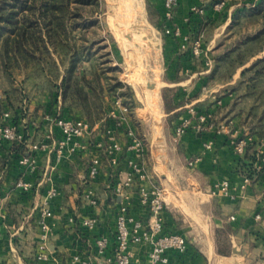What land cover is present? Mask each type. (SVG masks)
<instances>
[{
    "label": "crops",
    "instance_id": "crops-1",
    "mask_svg": "<svg viewBox=\"0 0 264 264\" xmlns=\"http://www.w3.org/2000/svg\"><path fill=\"white\" fill-rule=\"evenodd\" d=\"M213 1L216 0H178L174 9L170 23L188 36V46L193 38L198 37L201 41L203 54L194 58L180 49V38H172L163 32L162 0H145L163 32L159 37L163 59L160 88L166 115H172L176 124L188 115L187 107L192 105L196 109H209L216 122L231 119L233 125L223 133L202 135L186 131L175 139L173 153L169 155L162 147L158 155L149 147L143 165L145 177L136 180L125 192L131 211L142 216L144 210L136 206L138 186L164 188L167 201L162 213L164 229L182 233L188 240L184 254L168 253L174 264H264V177L254 174L247 181L245 173L248 168L258 172L257 164L250 156L256 148L264 150V145L255 142V137L248 132L253 121L250 109L245 111L239 106L242 98L249 100L250 97L244 96V91L236 95L238 88L234 85L243 66L228 77L217 76L220 68L215 61L218 38L229 26L234 6L216 11L212 8ZM195 6L201 7L203 12L198 14L194 24H188L189 12ZM207 57L212 58L209 68ZM202 86L207 90L203 91ZM35 101V105L42 104L41 108L50 104L49 97L35 98ZM4 109L7 108L3 107L1 111ZM31 115L28 114L25 121L35 118ZM24 129L30 141L37 140L42 132L41 127L30 124ZM245 133L251 135L252 141L244 155H239L233 150L232 143ZM117 135L123 143L122 131ZM206 137L213 141L210 149L202 145ZM98 139L99 133L95 132L91 141ZM12 151L7 145L0 147V264H63L75 253L89 258L93 264H108L96 255L92 240L101 234L111 236L114 231V209L120 199L108 185L128 170L127 153L123 151L118 165L114 166L109 164L102 151L94 145L90 147V153L100 154L102 159L100 173L92 183L100 201L91 209V214L97 218L95 227L84 232L77 220L88 215L89 207L81 200L88 155L79 153L55 164L52 181H47L41 177L47 157L40 151L35 152L38 171L26 175L33 188L23 193L14 185L22 169L8 160ZM194 158L197 160L193 166H187L186 161ZM221 179L228 180L230 195L210 194L211 187ZM51 183L59 190L58 197L52 202L53 234L49 245L53 257L40 262L34 259L39 234L37 205ZM256 213L260 214L259 219L254 218ZM70 218L73 221H69ZM129 249L134 260L144 261L148 246L130 245ZM111 254V251L107 252L108 256Z\"/></svg>",
    "mask_w": 264,
    "mask_h": 264
},
{
    "label": "built area",
    "instance_id": "built-area-1",
    "mask_svg": "<svg viewBox=\"0 0 264 264\" xmlns=\"http://www.w3.org/2000/svg\"><path fill=\"white\" fill-rule=\"evenodd\" d=\"M164 8L165 24L163 32L172 34L181 39L180 49H189L194 58H199L203 54L201 41L198 37L193 38L188 46L189 38L183 35L179 27L170 23L178 0H162ZM224 1L219 0L212 6L219 10L223 7ZM191 11L201 14V7H192ZM207 67H211L212 58H206ZM202 90L207 88L202 86ZM59 103V101H58ZM112 106L105 117L90 123L82 117L65 118L58 113L51 115L42 113L39 120L30 118L25 108H21L20 123L12 122V113L9 109L0 112V142H22L24 151L18 159V165L22 169L19 178L15 181V187L23 193L32 190L33 184L26 179L27 174H33L38 171L37 156L35 152L40 151L46 155V164L42 170L44 180L52 181V172L55 164L64 159L70 158L76 154H87L86 175L83 179V188L81 192L82 202L89 208L97 207L100 201L99 195L92 187V183L99 175L102 165L100 154L90 153V147L102 151L109 164L118 165L119 156L124 151L125 164L128 170L120 177H115L108 187L120 201L116 202L114 209V231L110 235H98L93 238L92 245L98 257H103L108 264H174L169 257L170 252L182 255L188 249V240L185 235L178 232L167 231L164 229L163 211L167 206L165 199V190L161 186H155L147 189L138 186L137 202L144 215H136L130 209L127 201L126 189L136 180L141 181L145 177L143 171L144 159L146 155V146L144 138L136 131L133 119L130 116L131 108L122 101L121 96L114 95ZM188 115L183 117L173 127L175 139H179L186 131H193L202 135L207 133H223L230 129L233 121L228 119L225 122H216L213 113L210 110L198 111L194 106L187 107ZM112 120V124L107 125V120ZM42 121V124H41ZM30 122V123H27ZM30 124L32 127H41L42 132L37 140L30 141L24 138L21 127ZM40 124V125H38ZM122 131L124 142L119 139L117 132ZM99 133L100 139L91 141L92 135ZM252 141L249 133L239 136L232 143L233 150L244 155L246 147ZM213 141L206 137L202 145L205 149L212 147ZM260 146H263L261 144ZM256 169H259L264 163V150L261 147L256 148L253 153ZM197 158L188 159L187 166L191 167ZM247 181H248V176ZM264 177V174H263ZM264 181V179H263ZM139 183V182H138ZM210 194L230 195V185L227 179H221L216 182L209 191ZM59 190L54 184H50L38 202L37 225L39 227L38 239L34 253L36 261L45 262L53 257V252L49 245L50 237L53 234L54 210L52 202L58 197ZM2 214L0 213V221ZM232 218V217H231ZM255 219L260 218V214L254 215ZM69 221H73L70 218ZM97 222L96 216L91 213L80 216L77 223L84 232L91 231ZM1 224V222H0ZM144 244L148 246L144 261L134 260L130 245ZM111 251L110 256L107 252ZM63 264H93L89 258L81 257L78 253L73 254Z\"/></svg>",
    "mask_w": 264,
    "mask_h": 264
},
{
    "label": "rangeland",
    "instance_id": "rangeland-1",
    "mask_svg": "<svg viewBox=\"0 0 264 264\" xmlns=\"http://www.w3.org/2000/svg\"><path fill=\"white\" fill-rule=\"evenodd\" d=\"M98 1L97 7L80 8L83 18L78 21L81 26L74 29L75 43L89 45L92 53L87 60L80 61L74 71L78 77L86 75L95 87L93 92L89 87H84L87 91L90 117L96 119L98 115H102L104 109L109 110L114 95L121 96L122 93L124 96H121L122 101L126 100L130 103V116L136 131L144 138L146 151L152 147L154 153L158 155L162 147L166 149L168 155L172 154L171 149L175 144L172 133L175 118L166 115L160 88L163 61L159 39L160 34L163 33L161 24L153 16L145 0ZM217 1L219 0L213 1L212 5ZM223 1L222 10L233 5L235 13L239 11L244 13L238 17L235 24L230 22L224 33L219 36L217 56L226 49L236 48L237 50L231 53L233 57L237 51L245 48L246 50H242L244 53H255L243 65L246 67L264 55V47L262 51L257 52L258 45L245 46L240 42L245 35L255 33L264 26V21L256 20L249 14L254 2L258 0ZM125 2L132 6L131 10L125 6ZM44 57L39 66L16 68L12 71L11 78H7L0 67V111L5 106H9L11 110L21 107L35 118L42 115L44 108H41L40 103L35 105V98L51 99L50 94L55 92L56 85L60 83L64 69L68 65V55L62 50L53 53L50 58ZM91 61L94 66H91ZM94 69L99 73L98 80L93 77ZM229 73L227 63L220 64L217 76L225 78ZM117 80L122 86L110 97L112 93L108 92L107 85ZM240 80L239 76L234 85L238 88L236 95L244 91V84L240 83ZM259 87V89L264 88L263 84ZM263 98L264 94H262ZM69 103L67 100L65 105ZM81 103L78 101L70 103L73 112L78 109L81 113H85ZM239 103V106L246 109L245 111L253 104L251 97L249 100L242 98ZM261 108L258 105L253 111L259 113Z\"/></svg>",
    "mask_w": 264,
    "mask_h": 264
},
{
    "label": "trees",
    "instance_id": "trees-1",
    "mask_svg": "<svg viewBox=\"0 0 264 264\" xmlns=\"http://www.w3.org/2000/svg\"><path fill=\"white\" fill-rule=\"evenodd\" d=\"M98 5V0H0V67L7 78L12 77V71L16 68L39 66L42 64L44 56L50 58L53 53H58L60 50L68 55V65L64 69L60 83L56 85L55 92L50 94V104L44 108L43 113L51 115L58 113L65 118L82 117L90 123L106 116L108 108L104 109L102 115H98L96 119L90 117L87 104L88 96L84 87H89L91 92L95 91V87L86 75L83 74L78 77L74 74L77 64L80 61L87 60L92 54L89 45L75 43L74 29L81 26L78 20L83 18L80 8L84 6L97 7ZM243 13L244 11L234 12L231 23L235 24L238 17ZM249 14L256 20L264 21V0L254 2ZM197 17L198 13L190 11L188 24H194ZM166 35L178 38L172 34ZM240 42L245 46L256 44L259 47L257 52L262 51L264 47V26L255 33L245 35ZM236 50V48L226 49L215 58L217 65L227 63L230 70L229 76L236 68L245 65L255 55L254 52L244 53L243 51L246 50L244 48L243 51H237L232 57L231 53ZM185 52L191 55L189 49H186ZM91 66H94L92 61ZM92 74L95 79H99V73L95 69ZM240 78V83L244 84V96L251 97L253 102L249 112L253 115L254 120L249 125L248 132L255 137V142L264 145V98L262 99L264 88L259 89V85L263 84L264 86V55L257 58L250 65L243 67L240 71ZM121 86L122 83L118 80L112 84L108 83L107 90L112 93L110 97ZM120 95L124 97L122 93ZM67 100L70 103L82 102L81 106L85 108V113H81L78 109L73 112L72 104L65 105ZM123 102L131 107L126 100H123ZM258 105L262 108L259 113H256L253 109ZM5 107L10 109L12 113V122L19 124L21 107L12 110L9 106ZM197 110L200 112L209 109ZM106 124H112V120L108 119ZM21 130L26 139V129L21 127ZM4 145L12 147L13 151L8 160H12L15 162L16 167H19L18 159L24 151L23 143L0 142V147ZM250 159L253 162L255 161L253 156H250ZM245 173L248 178L253 177L254 174L256 176L263 175L264 163L258 169V172L248 168ZM136 206L140 208L138 202H136ZM91 209H88L87 214L91 213ZM221 251L219 249V252Z\"/></svg>",
    "mask_w": 264,
    "mask_h": 264
},
{
    "label": "bare ground",
    "instance_id": "bare-ground-1",
    "mask_svg": "<svg viewBox=\"0 0 264 264\" xmlns=\"http://www.w3.org/2000/svg\"><path fill=\"white\" fill-rule=\"evenodd\" d=\"M126 2H127V1H126ZM126 2L124 3L125 6L128 7V8H130V10H131L132 6H131L129 3H126ZM126 7H125V8H126ZM124 36H125V35H124ZM153 92H154V91H153ZM154 93H155V92H154ZM154 93H153V94H154ZM151 103H152V102H151Z\"/></svg>",
    "mask_w": 264,
    "mask_h": 264
}]
</instances>
